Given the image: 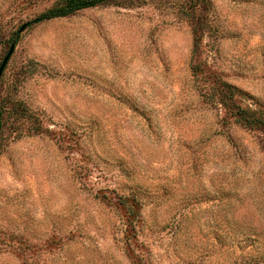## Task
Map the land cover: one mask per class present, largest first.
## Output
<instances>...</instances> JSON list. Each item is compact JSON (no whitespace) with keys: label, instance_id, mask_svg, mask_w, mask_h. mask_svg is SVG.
I'll return each instance as SVG.
<instances>
[{"label":"rangeland","instance_id":"obj_1","mask_svg":"<svg viewBox=\"0 0 264 264\" xmlns=\"http://www.w3.org/2000/svg\"><path fill=\"white\" fill-rule=\"evenodd\" d=\"M59 1L0 0V264H264V133L206 104L191 65L198 22L208 66L264 110V0L29 26Z\"/></svg>","mask_w":264,"mask_h":264},{"label":"trees","instance_id":"obj_2","mask_svg":"<svg viewBox=\"0 0 264 264\" xmlns=\"http://www.w3.org/2000/svg\"><path fill=\"white\" fill-rule=\"evenodd\" d=\"M115 0H60L53 7L41 13L29 26L58 19H65L74 16L82 11L95 9L107 5ZM193 33L195 36V47L192 55V72L201 81L200 94L206 104L213 105L217 109L224 110L225 121L229 123L235 120L236 123L245 128L264 133V110L256 103V108L246 104L250 97L226 82L218 72L208 66L204 57V50L201 47L200 37L204 34L203 25L195 22ZM21 38L20 32L15 33L11 44L17 45ZM14 114L19 118L33 122L32 131L34 134H45L42 123L34 117L30 109L22 102L14 104ZM6 110L0 105V139L2 138L5 126Z\"/></svg>","mask_w":264,"mask_h":264},{"label":"water","instance_id":"obj_3","mask_svg":"<svg viewBox=\"0 0 264 264\" xmlns=\"http://www.w3.org/2000/svg\"><path fill=\"white\" fill-rule=\"evenodd\" d=\"M14 51H15V46H13V47L10 49V52L8 53V55L6 56V58L4 59L2 65H1V67H0V81H1V78H2V76H3V73H4V71H5L6 67H7L8 62L10 61V59H11V57H12Z\"/></svg>","mask_w":264,"mask_h":264}]
</instances>
